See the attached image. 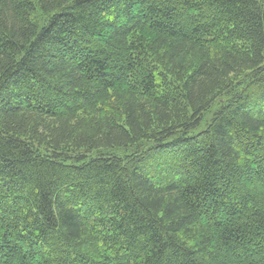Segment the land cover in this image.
Wrapping results in <instances>:
<instances>
[{"label":"trees","instance_id":"16d2710c","mask_svg":"<svg viewBox=\"0 0 264 264\" xmlns=\"http://www.w3.org/2000/svg\"><path fill=\"white\" fill-rule=\"evenodd\" d=\"M0 264H264V0H0Z\"/></svg>","mask_w":264,"mask_h":264},{"label":"bare ground","instance_id":"6f19581e","mask_svg":"<svg viewBox=\"0 0 264 264\" xmlns=\"http://www.w3.org/2000/svg\"><path fill=\"white\" fill-rule=\"evenodd\" d=\"M165 143V142H164Z\"/></svg>","mask_w":264,"mask_h":264}]
</instances>
